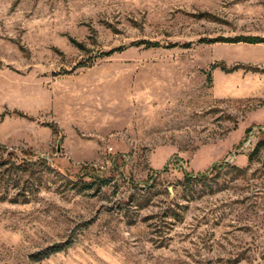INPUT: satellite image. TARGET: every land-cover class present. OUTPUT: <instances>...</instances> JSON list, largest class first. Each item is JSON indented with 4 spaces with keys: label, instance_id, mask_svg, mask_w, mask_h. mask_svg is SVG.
Here are the masks:
<instances>
[{
    "label": "rangeland",
    "instance_id": "374dc122",
    "mask_svg": "<svg viewBox=\"0 0 264 264\" xmlns=\"http://www.w3.org/2000/svg\"><path fill=\"white\" fill-rule=\"evenodd\" d=\"M237 36L264 0H0V154L47 163L0 200V264H264V41Z\"/></svg>",
    "mask_w": 264,
    "mask_h": 264
},
{
    "label": "trees",
    "instance_id": "16d2710c",
    "mask_svg": "<svg viewBox=\"0 0 264 264\" xmlns=\"http://www.w3.org/2000/svg\"><path fill=\"white\" fill-rule=\"evenodd\" d=\"M222 41L227 42H236V41H245L250 43H256V42H262L264 41V38L259 36H237L234 38H221ZM204 41V40H201ZM219 66L221 69L225 71H231L234 69H237L239 67H248L244 66L242 64H234L230 67H227L223 63H214L212 64V67ZM207 74V80H211V72L210 70H206ZM51 127L53 129L54 133L59 134V130L56 125L51 124ZM59 139H61V135H59ZM3 146L0 145V150H3ZM257 148V147H255ZM47 165L44 158H28L26 156L22 157L20 162L17 163L14 160L13 152L12 151H6L5 154H0V200L6 199L9 189H16L13 195H11L8 199L13 202L19 201V197L22 195L21 201H26V191H33L34 189H37L36 186L33 184L32 180H30L31 176L34 173V168L37 167H45ZM214 164L208 169V171L204 173H190V172H184L182 181H181V187L182 190H186L188 186L195 182H205L208 177V172L214 168ZM88 173V172H86ZM27 176H26V175ZM91 180L88 183L83 182L82 179H79V182L76 181L75 183H79L80 185H84L85 187H90L92 185L93 181H100L103 180L104 183H107V180L103 178V176L99 175H90ZM33 185L35 188H33ZM61 250L60 247H55L47 250L46 252L41 253L38 258L47 257L51 253H55L57 251Z\"/></svg>",
    "mask_w": 264,
    "mask_h": 264
}]
</instances>
